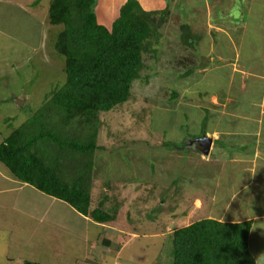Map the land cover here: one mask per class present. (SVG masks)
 I'll return each instance as SVG.
<instances>
[{
  "label": "rangeland",
  "instance_id": "1",
  "mask_svg": "<svg viewBox=\"0 0 264 264\" xmlns=\"http://www.w3.org/2000/svg\"><path fill=\"white\" fill-rule=\"evenodd\" d=\"M35 1L0 0L2 137L28 120L47 95L66 82L64 60L54 50L62 26H52L48 21L51 0ZM140 1L148 11L162 9L164 2ZM165 1L169 2L168 14L159 30L161 38L157 54L142 55L144 67L140 77L132 83L129 99L108 112L99 113L96 144L102 148L92 154L90 185L92 181H101L104 192L90 194L91 203L98 205L104 194L109 206L106 211L113 210L115 216L107 222L110 227L101 231L105 233L99 244L86 243L90 251L80 264H102L104 260V264H171L170 236L173 231L203 218L220 222H232L233 219V213L211 208L213 199L222 198L225 184L224 181L216 182L219 185L215 188L211 179L215 167L210 162L219 158L223 151L200 155L182 146L208 129L212 108L209 99L217 94L223 95L231 81L229 70L208 56L211 53L216 55L215 51L210 53L209 40L226 38L203 26L205 10L208 9L209 14L215 10L209 22L233 28L232 32H227L231 33L235 45L242 37V50L250 53L252 36H260L254 40V49L258 48L256 42L261 39L264 0H213L209 5L200 0L197 14L201 20H197V27V23H192L194 29L188 23H182L189 17L184 1L181 6L174 5L172 0ZM124 2L97 0L95 12L101 21L108 20L104 23L109 25ZM243 18L245 21L241 24ZM182 26L189 28L192 35L188 43L193 46L186 43L187 37L184 43L181 40ZM238 26H242L241 29ZM192 32L199 36L198 47L194 45ZM22 39L35 49L29 53L26 51L24 56L10 53L14 44ZM11 55L20 61H14ZM25 96L27 100L22 107L14 102L15 98L22 100ZM243 124L248 126L246 122ZM208 161L209 165L206 164ZM41 198L39 201L26 197L23 204L31 200L37 203V208H49L51 201ZM67 212L68 209H59L50 217L56 222L69 224ZM132 232L135 236L131 235ZM11 256L1 244L0 264L28 261Z\"/></svg>",
  "mask_w": 264,
  "mask_h": 264
},
{
  "label": "trees",
  "instance_id": "2",
  "mask_svg": "<svg viewBox=\"0 0 264 264\" xmlns=\"http://www.w3.org/2000/svg\"><path fill=\"white\" fill-rule=\"evenodd\" d=\"M96 2L50 1L48 21L62 26L54 50L64 60L66 82L2 137L0 162L19 182L107 223L115 215L103 209L104 194L90 210L92 154L101 148L96 144L99 113L129 99L144 67L142 55L157 54L168 8L148 11L137 0H126L106 25L108 20L101 21L95 12ZM182 30L181 40L187 37L191 45L189 28ZM251 225L204 218L177 229L170 236L171 264H255L249 250Z\"/></svg>",
  "mask_w": 264,
  "mask_h": 264
},
{
  "label": "crops",
  "instance_id": "3",
  "mask_svg": "<svg viewBox=\"0 0 264 264\" xmlns=\"http://www.w3.org/2000/svg\"><path fill=\"white\" fill-rule=\"evenodd\" d=\"M137 1L139 4L142 2ZM163 1L162 8H168L169 2ZM172 1L176 6H181L182 1L188 6L189 17L182 23H188L191 26L193 22L197 23V20H201L197 14L200 9L198 8L200 0ZM203 1V4L213 3V0ZM229 1L231 2V0ZM143 5L146 6L147 3ZM151 6L154 8L153 5ZM110 8L111 5L109 10ZM177 8L179 9V7ZM205 11L202 18L203 26L209 28L210 32L214 31L217 36L226 38L215 41L210 39L208 43L210 53L215 51L216 55L211 53L208 56L211 60L215 58L220 62L223 69L229 70L231 80L223 95L217 94L210 97L209 101L212 107L209 114L210 124L208 129L202 133L211 140L208 155L215 150L223 151L220 152L219 158L210 162L215 167L211 177L215 188L219 185L216 182L224 181L225 184L222 189L223 194L221 193L222 198L213 199L211 208L217 207L221 209L222 213H233L232 222H251L249 250L255 264H264V20L260 32L262 40L256 42L258 48L254 49L253 44L254 40L260 36L256 38L252 36L253 41L250 44L252 50L250 53H246L242 50V37L238 39L239 44L235 45L231 33L227 32V30L232 32L233 28H224L219 25V22L210 23L209 19L215 10H211L210 14L208 9ZM115 15L117 16V13ZM244 21L243 18L240 21L241 24ZM196 25L199 24H195V27H197ZM242 26H238V29H241ZM193 38L194 45L198 47L200 45L199 36L194 33ZM24 40L16 42L10 53L24 56L26 51L29 53L31 49H35ZM224 44L225 46H222ZM15 57L17 56L11 55L10 58L14 59ZM17 60L20 61L19 58L14 59V61ZM26 100L25 96V99L22 100L15 98L14 102L22 107ZM243 122L248 123V126H245ZM201 135L197 138L193 137L194 139H188L182 148H189L188 150H192L193 153L202 155L201 150L204 146L202 143L204 142L200 140ZM230 150H232L231 153ZM206 164L209 165V161ZM101 191L104 192L102 182L92 181L90 194ZM26 197L38 198L39 201L42 199L41 197H45L51 201V206L37 208V203L31 202V200L23 204L24 201H27ZM91 198L90 196V210L97 206L96 203L94 205L91 203ZM107 205V203L104 205V210L108 209ZM59 209L69 210V213L67 212L70 218L69 224L62 221L56 222L51 218ZM108 227H110L109 224L97 223L90 217L81 215L63 201L19 182L0 162V245L6 246L12 254L11 257L18 260L26 259L38 264H80L81 261L86 260L90 251L86 247V243L89 245L99 244L105 233L101 231ZM132 233L131 235L135 236L134 232ZM92 235L93 238H91ZM41 238L44 239L43 242L40 241ZM101 255L104 253L102 252ZM84 263L86 264V262ZM104 263L105 260L102 264Z\"/></svg>",
  "mask_w": 264,
  "mask_h": 264
},
{
  "label": "water",
  "instance_id": "4",
  "mask_svg": "<svg viewBox=\"0 0 264 264\" xmlns=\"http://www.w3.org/2000/svg\"><path fill=\"white\" fill-rule=\"evenodd\" d=\"M200 140L204 142L202 143L204 144V146H203V149L201 150V154L207 155L209 152V146H210L211 140L206 135H202L200 137Z\"/></svg>",
  "mask_w": 264,
  "mask_h": 264
}]
</instances>
